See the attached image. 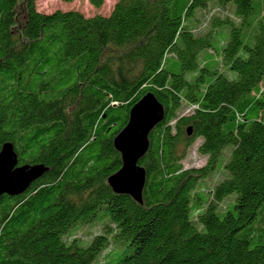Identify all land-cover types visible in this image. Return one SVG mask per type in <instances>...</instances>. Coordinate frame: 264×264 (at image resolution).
<instances>
[{"label":"trees","instance_id":"1","mask_svg":"<svg viewBox=\"0 0 264 264\" xmlns=\"http://www.w3.org/2000/svg\"><path fill=\"white\" fill-rule=\"evenodd\" d=\"M149 91L165 114L138 203L107 177ZM197 139L206 162L184 167ZM5 142L47 170L0 196V264H264V0H115L90 15L0 0ZM87 224L99 230L76 236Z\"/></svg>","mask_w":264,"mask_h":264},{"label":"water","instance_id":"2","mask_svg":"<svg viewBox=\"0 0 264 264\" xmlns=\"http://www.w3.org/2000/svg\"><path fill=\"white\" fill-rule=\"evenodd\" d=\"M164 114L163 104L151 91L132 105L127 123L113 138V146L120 154L121 167L107 177V183L115 193L129 194L138 203H143L146 169L139 160L148 150L150 131L164 118ZM191 130L189 126L188 135ZM18 163L13 145L5 142L0 149V196L23 193L47 170L43 164Z\"/></svg>","mask_w":264,"mask_h":264},{"label":"rangeland","instance_id":"3","mask_svg":"<svg viewBox=\"0 0 264 264\" xmlns=\"http://www.w3.org/2000/svg\"><path fill=\"white\" fill-rule=\"evenodd\" d=\"M105 3L101 7V9H94L92 5L90 4L89 0H36V8L37 10L45 13L52 12L56 9H77L81 12H84L87 15L93 14L96 11H101L104 13H107L112 6V4L115 2V0H104ZM225 10L230 11L229 7H226ZM17 22L18 25L20 24V21H22L24 16V7L23 4L19 3L17 9ZM193 22H197L194 17H192ZM188 108H183L179 112L181 114L185 113ZM200 140L197 139L191 146H189L186 150V155L182 160L184 167H199L205 164L206 157L202 156L197 152V145L199 144ZM223 177V173L220 172H213L210 173L207 177L203 178V180H199L198 185H202L206 189H210L214 186V184L220 180ZM219 182V181H218ZM229 197H235V194L232 193L229 195ZM224 206V205H223ZM99 230V227L91 226V225H83L81 226L76 233V236L85 238L89 234L96 233Z\"/></svg>","mask_w":264,"mask_h":264}]
</instances>
